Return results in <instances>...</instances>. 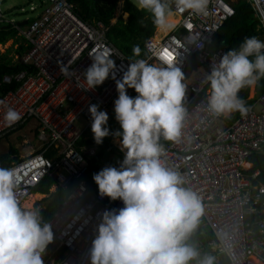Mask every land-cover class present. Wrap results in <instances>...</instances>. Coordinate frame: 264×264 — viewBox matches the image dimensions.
Segmentation results:
<instances>
[{
    "label": "built area",
    "instance_id": "1",
    "mask_svg": "<svg viewBox=\"0 0 264 264\" xmlns=\"http://www.w3.org/2000/svg\"><path fill=\"white\" fill-rule=\"evenodd\" d=\"M249 1L264 32V0ZM41 5L39 15L16 25L26 51L15 60L33 72H22L15 78L5 76L3 83L10 84L14 79L21 85L14 91L0 92V142L27 128L33 133L30 140L20 137L26 153L16 147L19 151L10 156L9 168L16 171L22 205L45 178L66 188L71 180L82 178L90 161L99 156L98 147L80 146L91 131V104H98L99 110L116 120L114 101L118 92L111 75L94 90L83 89V73L92 63V49L107 46L111 50L117 80L135 61L112 43L109 26L103 21L87 22L69 0H41ZM31 9L36 10V6ZM172 10L179 17L176 28L167 33L156 30L145 43L148 56L138 58L158 64L161 50L167 49L176 56L175 66L185 74L186 115L181 137L179 142L161 137L165 150L162 160L178 171L188 189L200 198L201 217L213 233L207 255L217 260L225 257L227 264H264V180L260 179L264 169L251 172V159L264 149V93L246 115L230 125L208 107L209 84L205 78L212 64L226 52L220 49L209 55L203 48L234 16L235 9L228 0H209L205 15L189 11L180 14L174 5ZM0 21L15 23L3 15L1 7ZM259 39L264 41V33ZM192 57H198V64L188 69ZM127 94L138 95L132 88ZM9 108L22 117L11 127L4 119ZM116 147L124 157L119 142ZM90 193L87 182L80 179L48 222L54 238L43 255L48 256L44 264H91L90 249L103 212L115 209L118 214L125 205L120 199L101 198L99 193L85 199Z\"/></svg>",
    "mask_w": 264,
    "mask_h": 264
},
{
    "label": "clouds",
    "instance_id": "2",
    "mask_svg": "<svg viewBox=\"0 0 264 264\" xmlns=\"http://www.w3.org/2000/svg\"><path fill=\"white\" fill-rule=\"evenodd\" d=\"M208 3L209 0H137L139 10L149 13L154 27L161 32L176 28L172 5L180 14L189 11L205 15ZM140 51L139 45L133 46V55L139 56ZM111 56L107 46L92 49V63L83 73V89L94 90L110 75L116 82L114 111L122 131L110 133L106 127L109 117L98 104H91L89 112L95 143L101 145L110 134L120 138L124 158L119 168L105 167L93 175V180L101 198L120 199L125 207L118 214L115 209L103 212L90 249L91 264H190L193 260L197 264H214L215 257L200 258L199 251L188 243L203 215L200 198L184 188L180 173L162 160L165 150L161 137L172 142H179L181 137L186 115L185 74L175 66L173 52L162 49L160 63L131 61L117 80ZM205 79L210 85L208 107L213 113L226 118L235 112L246 115L248 108L239 93L264 79V41L245 36L238 48L212 64ZM129 88L138 93L135 98L127 94ZM21 118L12 108L4 117L9 127ZM18 189L15 169L0 167V264H44L43 255L54 238L52 227L42 223L39 209L21 204Z\"/></svg>",
    "mask_w": 264,
    "mask_h": 264
},
{
    "label": "trees",
    "instance_id": "3",
    "mask_svg": "<svg viewBox=\"0 0 264 264\" xmlns=\"http://www.w3.org/2000/svg\"><path fill=\"white\" fill-rule=\"evenodd\" d=\"M8 1L9 0H2L4 3H8ZM118 1L119 0H69V2L73 3L75 11L87 22L95 23L97 21H103L107 26H109L110 30L108 32V36L110 40L128 58L131 60H136L140 57L145 58L148 56L145 51L146 40H148L149 37L156 31V28L152 23L151 15L147 12L140 11L139 8H137L129 0H125L124 10L129 13V17L128 19L118 17V20L115 22L114 20L117 17ZM228 1L230 2V0ZM230 3L235 9V14L225 21L221 28L216 32L215 36L208 41L203 48V51L207 52L209 55H213L220 49L228 52L233 48H238L245 36L258 37L264 33L259 18L249 0H238L237 2ZM2 10L3 15L6 18L12 19L7 16L4 9ZM16 25H18V21H15V23L10 21H0V46L7 44L10 39H14V45H19L15 50V55H11L13 48L7 50L5 53H1L0 51V92L14 91L21 85V82H17L14 79L10 84L3 83V78L5 76L15 78L22 72H27L28 74L33 72V69L22 65L19 61L15 60L16 56H22L26 51L24 40L22 37L18 36ZM134 45L140 46L141 51L139 56L133 55L132 49ZM197 64L198 57H192L188 69L195 68ZM206 92L207 91H205V94ZM263 93L264 79H261L256 85L255 98L251 99V89L249 88L242 89L239 96L245 101V106L249 109ZM233 114L235 116L231 117ZM233 114L229 117L231 122L240 116L239 112H235ZM106 127L109 128L110 133L122 131L118 121L113 119H111V123H107ZM116 139L120 138H115L110 134L108 137L104 138L101 145H97L94 141L93 134H91L89 139H84L80 142V146H96L100 149L99 156L90 161V168H88L85 175L80 178L87 182L91 190H98V185L94 182L93 175L103 169L100 166V162L107 156H117L119 154L117 147L114 145ZM14 154H17V151L12 148L9 156L0 155L1 166L9 167L12 162L10 156H13ZM47 158H51V155H47ZM251 160L254 162V168L251 172H254L255 169L264 168V155H261L260 153L256 154ZM80 179H73L66 188L59 187L58 190L51 193L50 188L55 183L54 179L47 177L39 184L36 189L37 193H50L49 197H45L43 199L44 205L39 208L42 223H48L51 218L54 217L63 202L72 193L74 186L80 181ZM260 179L264 180V176ZM182 186L188 189L185 183ZM91 196L92 194L90 193V195L86 196L85 199ZM212 239L213 234L200 217L198 227L191 235L188 243L194 246L198 251L202 250L200 258H203V256L207 253V243ZM63 254L64 251H62V255ZM47 259L48 256L43 257L44 261ZM226 263L227 260L225 259L221 260L219 263H217L215 259L214 262V264ZM190 264H197V260L190 261Z\"/></svg>",
    "mask_w": 264,
    "mask_h": 264
},
{
    "label": "rangeland",
    "instance_id": "4",
    "mask_svg": "<svg viewBox=\"0 0 264 264\" xmlns=\"http://www.w3.org/2000/svg\"><path fill=\"white\" fill-rule=\"evenodd\" d=\"M237 1L238 0H230V2H237ZM0 6L2 7V9H4V11L6 12L9 18H12L14 19V21H18V22L23 21L27 18H35L37 15H39L42 12V8H43V6L41 5V0H9L8 3H4L2 2V0H0ZM31 6H36V10H32ZM117 6H118V11H117L118 15L115 19H118L119 15L123 11L121 9H124V0H120ZM128 14L129 13L126 12L125 14L124 12L122 17L124 19H127ZM158 33H167V32L158 31ZM18 46L19 45H14V39H10L7 44L0 46V51L1 53H5L7 50L13 48L11 51V55H15V50ZM251 91H252V88H251ZM20 137H23V138L25 137L27 140L31 139L30 134H28L25 130H23L15 134V136L1 141L0 142V152L7 153L9 147H12L15 149L16 147H18L23 152L24 149L22 148L24 147L22 146V139ZM115 161H116L115 157H112V158L106 159L105 162L108 163L107 164L108 166H113L114 165L113 162ZM63 174L65 176L68 175L65 171H63ZM43 198L44 196L38 199L36 204H34L33 206L36 207L37 209L41 208L44 205V200H42Z\"/></svg>",
    "mask_w": 264,
    "mask_h": 264
},
{
    "label": "crops",
    "instance_id": "5",
    "mask_svg": "<svg viewBox=\"0 0 264 264\" xmlns=\"http://www.w3.org/2000/svg\"><path fill=\"white\" fill-rule=\"evenodd\" d=\"M175 17V16H174ZM260 36H262V35H259L258 36V38L260 37ZM130 96V95H129ZM134 96L135 95H131L130 97H133L134 98ZM255 96H256V86L254 87V88H252V91H251V99H253V98H255ZM235 115L233 114L231 117H234ZM111 119H113V118H110L109 117V119H108V122H110L111 123ZM114 120V119H113ZM231 120H233V119H231ZM236 120V119H235ZM234 120V121H235ZM115 121H117V120H115ZM233 121V122H234ZM233 122H231L230 121V119H229V117H225L224 116V124H226V125H230V124H232ZM28 134H30V129L29 128H27L26 130H25ZM91 134H93L92 133V131H90V134H89V136H88V138L87 139H89L90 137H91ZM30 136H31V138H33V133L32 134H30ZM117 142H119V140L118 139H116L115 140V142H114V145L116 146V144H117ZM96 147V146H95ZM11 149H12V147H9V149H8V152L7 153H2V152H0V155H8L9 156V153L11 152ZM15 151H19L18 149L16 150L15 148H13ZM23 152L24 153H26V149H25V151L23 150ZM22 152V153H23ZM262 152H264V149H263V151H261V152H259L261 155H264V154H262ZM258 153V154H259ZM99 154H100V149H99ZM12 156V155H11ZM112 157H115V162H113V167H117V168H119L120 167V163L122 162V160H123V155H121L120 154V152H119V154L117 155V156H113V155H110V156H107L106 158H104L101 162H100V166L102 167V168H105V167H108V163H106L105 161H106V159H108V158H112ZM96 159V158H95ZM93 160V159H92ZM253 166H254V162H253ZM264 169V168H263ZM58 186L57 185H55V183H54V185H52V187L50 188V193L51 192H55L56 190H58ZM90 188V187H89ZM90 192H91V194H95V193H98V190H91V188H90ZM39 193V192H38ZM50 193H48V194H44V193H42L43 195H44V198L45 197H49L50 196ZM43 198V199H44ZM42 199V200H43ZM37 201V200H36ZM202 218V217H201ZM204 221V220H203ZM204 224H205V222H204ZM208 228H209V230H210V227L207 225V224H205ZM210 232L212 233V231L210 230ZM213 234V233H212ZM209 243V242H208ZM208 243H207V253L205 254V255H207L208 253H209V248H208ZM199 253L200 254H202V250H200L199 251ZM204 255V256H205ZM203 256V257H204ZM213 257H215V256H213ZM216 259V261H217V263H219L221 260H223V259H225V260H227V258H225V257H222L220 260H217V258H215ZM227 263H228V261H227ZM226 263V264H227Z\"/></svg>",
    "mask_w": 264,
    "mask_h": 264
},
{
    "label": "bare ground",
    "instance_id": "6",
    "mask_svg": "<svg viewBox=\"0 0 264 264\" xmlns=\"http://www.w3.org/2000/svg\"><path fill=\"white\" fill-rule=\"evenodd\" d=\"M179 17H174L173 15V21L175 24L178 23ZM44 195L42 193H33L32 195H30L28 197V199L24 202V205L27 207H33L34 203L36 202V200L40 199L41 197H43Z\"/></svg>",
    "mask_w": 264,
    "mask_h": 264
},
{
    "label": "water",
    "instance_id": "7",
    "mask_svg": "<svg viewBox=\"0 0 264 264\" xmlns=\"http://www.w3.org/2000/svg\"><path fill=\"white\" fill-rule=\"evenodd\" d=\"M129 1H130L131 3H133V4L138 8L137 0H129ZM18 23L24 25V24L27 23V20L25 19V20H23V21H19ZM262 154H264V152H262Z\"/></svg>",
    "mask_w": 264,
    "mask_h": 264
},
{
    "label": "flooded vegetation",
    "instance_id": "8",
    "mask_svg": "<svg viewBox=\"0 0 264 264\" xmlns=\"http://www.w3.org/2000/svg\"><path fill=\"white\" fill-rule=\"evenodd\" d=\"M126 14V13H125Z\"/></svg>",
    "mask_w": 264,
    "mask_h": 264
}]
</instances>
